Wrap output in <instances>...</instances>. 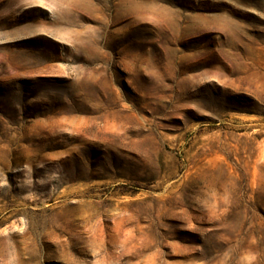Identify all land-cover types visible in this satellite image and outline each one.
<instances>
[{
    "label": "rangeland",
    "instance_id": "374dc122",
    "mask_svg": "<svg viewBox=\"0 0 264 264\" xmlns=\"http://www.w3.org/2000/svg\"><path fill=\"white\" fill-rule=\"evenodd\" d=\"M0 264H264V0H0Z\"/></svg>",
    "mask_w": 264,
    "mask_h": 264
}]
</instances>
